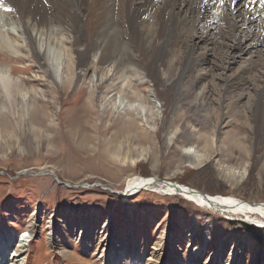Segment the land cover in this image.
Wrapping results in <instances>:
<instances>
[{
	"label": "rangeland",
	"instance_id": "rangeland-1",
	"mask_svg": "<svg viewBox=\"0 0 264 264\" xmlns=\"http://www.w3.org/2000/svg\"><path fill=\"white\" fill-rule=\"evenodd\" d=\"M16 23L9 26L15 36ZM189 24L195 25L187 31L188 43H195L192 57L202 56L192 72L204 77V103L199 109L193 108L199 89L189 78L172 87L186 96L170 112L172 101L160 106L152 83L133 85L139 98L131 93L122 98L118 89L109 93L96 89L91 66L77 80V71L70 75L63 62L55 79L60 87V73L63 79L73 78L71 97L65 100L63 94L64 102L56 101L51 109L50 100L39 102L52 111L45 112L48 128L33 129L27 123L11 131L0 128V244L11 246L6 253L9 259L27 233L25 264H188L195 258V264H264V226L253 222V217L205 211L179 195L158 190L121 196L129 177L144 175L212 195L264 202V144L260 126L253 129L257 105L264 104V44L251 45L252 35L241 38L238 31L237 49L231 38L214 29ZM6 61L32 78L29 85L42 88L50 99L49 81L36 80L42 75L36 67L25 73L24 62ZM236 75L244 81L227 85L226 80ZM170 77L177 74L173 71ZM88 91L95 93L92 112L83 106ZM137 104L139 110L133 112ZM77 115L88 124L75 129ZM132 116L138 130L149 131L143 142L135 139V128L128 130L126 120ZM196 118V134L201 135L187 141L181 130ZM184 140L194 142L203 153L201 165L192 166L193 157L181 156ZM221 242L223 257L217 259L214 253ZM195 252L199 256L192 258ZM238 254L240 262L235 260Z\"/></svg>",
	"mask_w": 264,
	"mask_h": 264
},
{
	"label": "bare ground",
	"instance_id": "bare-ground-1",
	"mask_svg": "<svg viewBox=\"0 0 264 264\" xmlns=\"http://www.w3.org/2000/svg\"><path fill=\"white\" fill-rule=\"evenodd\" d=\"M203 12L208 15H204ZM15 22L19 37L11 34L9 27ZM189 22H197L202 30L214 29L218 35L231 38L234 44L236 43L233 47L237 49H240L238 46L240 39L235 38L234 34L238 31L241 38H249L252 35L251 45L264 44V0H247V2L235 0V3L233 0H2L0 2V128L11 131L15 125L27 123L33 129L44 130L49 125L50 120L46 121L45 112L52 113V111L44 108L45 106L44 109L41 108L39 102L49 103L50 100L48 107L51 109L56 101L64 102L60 98L63 94H66L65 100L71 97L68 90L71 88L73 78L63 79L60 73V87L55 79L57 69L64 68L63 62L66 63L65 69L70 75L74 73L75 76L77 71V80L92 68L96 77V89L104 93L118 89L122 98L128 97L129 93L132 98H139L133 85L152 83L155 87L154 97H160L162 100L160 106L163 107L164 104L167 105V101H172L170 112L175 109L176 103L182 102L186 96L181 91H172V87L176 85L178 87L180 81L189 78L188 82L199 89L196 94L194 93L197 98L193 107L194 111L199 109L204 103L205 83H202L204 77L192 72L201 62L202 56L192 57L195 43H188L187 31L195 28V25H190ZM253 25L256 32L253 31ZM5 59L24 62L22 70L26 71L25 73L36 67L42 73L36 80L43 81V77H46L49 81L51 87H48L47 93L50 99L46 97L45 90L29 85L32 78L24 77V74L18 71L23 74L19 75L16 71L17 67L8 64L9 61ZM173 71L177 74L174 79L169 78ZM242 81H244L243 77L236 75L234 79H227L226 84H239ZM170 89L171 94L168 93ZM94 94L93 91H88L83 105L91 112L94 110ZM132 108L133 112L139 110L138 104ZM104 114L106 115L105 111L102 115ZM198 118L192 119V122L181 130L182 136L187 141L199 135L196 134ZM126 121L129 131L135 128V139L138 142H143L149 137L147 128L142 127V132L138 130V124L135 123L133 116ZM254 122L257 126L254 125L255 131L260 126L259 136L263 145L264 104L258 103ZM86 124L88 121L83 116L81 118L77 115L73 125L77 129ZM186 140L180 147L183 150L181 156L190 155L194 160V163H190L192 166L201 165L204 160L203 153H199L194 142L191 144ZM232 168L230 167L229 171H232ZM139 190H158V193L166 195H179L205 211L210 209L227 215L245 214L247 217H253L252 221L259 226H264V202H246L232 195H212L175 181L157 176L144 177V175L129 177L121 196ZM206 234V238L209 239V231ZM29 236L23 234L19 238L17 248L13 249L10 259L6 253L11 246L1 241L0 264H25L23 251L30 241ZM222 246L221 242L215 250L214 255L217 259L223 257ZM198 254V252L193 253L192 258L199 256ZM235 258L240 262L241 255L238 254ZM196 261L195 258V262L193 259L186 262L195 264ZM114 263L104 262V264Z\"/></svg>",
	"mask_w": 264,
	"mask_h": 264
},
{
	"label": "water",
	"instance_id": "water-1",
	"mask_svg": "<svg viewBox=\"0 0 264 264\" xmlns=\"http://www.w3.org/2000/svg\"><path fill=\"white\" fill-rule=\"evenodd\" d=\"M49 173L53 176V178L56 180V181H58V182H60V183H64V182H62V181H60L59 179H58V176L56 175V173L54 172V171H49ZM65 184V183H64ZM99 185V184H98ZM112 191V190H111Z\"/></svg>",
	"mask_w": 264,
	"mask_h": 264
},
{
	"label": "snow or ice",
	"instance_id": "snow-or-ice-1",
	"mask_svg": "<svg viewBox=\"0 0 264 264\" xmlns=\"http://www.w3.org/2000/svg\"><path fill=\"white\" fill-rule=\"evenodd\" d=\"M0 2H2V0H0ZM233 3H235V0H233ZM8 10L11 11V9ZM25 236H27V233H25Z\"/></svg>",
	"mask_w": 264,
	"mask_h": 264
}]
</instances>
